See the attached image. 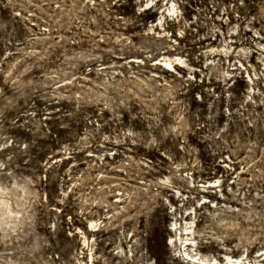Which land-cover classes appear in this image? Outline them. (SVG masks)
<instances>
[{
    "label": "rangeland",
    "instance_id": "374dc122",
    "mask_svg": "<svg viewBox=\"0 0 264 264\" xmlns=\"http://www.w3.org/2000/svg\"><path fill=\"white\" fill-rule=\"evenodd\" d=\"M0 264H264V0H0Z\"/></svg>",
    "mask_w": 264,
    "mask_h": 264
},
{
    "label": "snow or ice",
    "instance_id": "6c2138e0",
    "mask_svg": "<svg viewBox=\"0 0 264 264\" xmlns=\"http://www.w3.org/2000/svg\"><path fill=\"white\" fill-rule=\"evenodd\" d=\"M151 5H145V7H150Z\"/></svg>",
    "mask_w": 264,
    "mask_h": 264
},
{
    "label": "bare ground",
    "instance_id": "6f19581e",
    "mask_svg": "<svg viewBox=\"0 0 264 264\" xmlns=\"http://www.w3.org/2000/svg\"><path fill=\"white\" fill-rule=\"evenodd\" d=\"M168 245V244H167ZM93 255V254H92Z\"/></svg>",
    "mask_w": 264,
    "mask_h": 264
}]
</instances>
